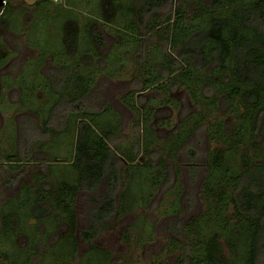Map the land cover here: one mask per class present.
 Wrapping results in <instances>:
<instances>
[{"label":"rangeland","instance_id":"obj_1","mask_svg":"<svg viewBox=\"0 0 264 264\" xmlns=\"http://www.w3.org/2000/svg\"><path fill=\"white\" fill-rule=\"evenodd\" d=\"M36 1L14 0L6 7L9 25L0 35V264H174L192 243L193 236L185 233L184 226L199 217L204 219L203 234L222 235L225 256L230 258L235 253L237 261L245 258V239L242 240L241 229L230 217L232 207L222 212L216 206L210 207V203L216 202L209 189L210 164L206 160L216 149L226 152L235 146L227 151L220 173L229 171V176L236 175L243 168V160L257 158V150L264 146V135L241 145L233 139H210L209 128L215 130L218 121L231 134L230 130L237 125L235 117L244 112V107L237 112L221 107L220 103L209 106L203 84L200 94L194 97L181 81L169 85L175 74L148 90L137 91L144 89L141 85L148 76L142 80V66L150 76L164 77L168 59L179 56L180 48L172 47L170 38L173 30L177 36L180 34L182 25L171 22L152 33L144 32L150 16L142 22L132 11L140 0H113L114 11L104 0H52L33 6ZM220 6L217 0H168L159 11L175 19V12L180 9L185 25L206 26L205 16L194 22L191 18L200 10L218 11L223 8ZM91 23L103 33V49L90 39ZM70 29L75 30L77 40L73 51L65 37ZM193 58L195 64L191 68L203 79L212 65L201 57ZM62 64L73 65L85 75L89 80L85 100L90 110L100 114L96 121L102 128L109 126L115 131L116 144L124 151L136 155L132 162L136 167L126 160L120 161V212L100 224L101 232L92 243L80 234L91 224L93 210L104 199V181L94 191L78 192L75 244L67 238L70 229L62 205L48 209L51 213L45 215L38 212L44 203L34 204L41 189L48 192L59 183L78 180L72 164L76 119L66 133L37 142L35 159L26 167L3 163V157L14 155L20 146L18 122L23 115L37 123L47 118L57 98L50 88L51 69ZM75 89L70 81L68 92ZM132 91L137 92L136 109L124 103ZM108 104L113 114L102 115ZM188 146L199 151L198 160L204 163L196 173L187 164ZM126 190L134 196L128 203ZM4 214H12L15 229H4ZM224 217L228 218V227L220 229L218 225ZM94 246L104 251L98 252Z\"/></svg>","mask_w":264,"mask_h":264},{"label":"trees","instance_id":"obj_2","mask_svg":"<svg viewBox=\"0 0 264 264\" xmlns=\"http://www.w3.org/2000/svg\"><path fill=\"white\" fill-rule=\"evenodd\" d=\"M5 1L6 6H2L4 8L0 11V35L3 29L8 27L10 20V13H7L5 8L11 6L14 0ZM43 2H52V0H37L33 6ZM104 2H108L110 8L115 10L116 5L113 0H104ZM167 3L168 0H140L135 6L136 9L132 11L142 22L150 16L144 31L146 33H152L154 29L166 23L181 24L182 29L178 36L173 30L170 45L180 48L178 55L182 59L179 56L168 59L164 77L158 74L150 76L142 66L140 69V75L144 76L142 80L146 79V75L149 77L147 76L145 82L142 81L144 83L141 88L144 89L137 91L148 90L175 74L174 80L169 85L179 84L181 81L194 97L200 94L203 84L202 90L209 99V106L220 103L221 107L237 112L239 107H244V112L235 117L234 124L237 125L230 130L231 134H227L224 123L218 121L214 124L215 130L209 128L210 139L217 137L227 141L233 139L237 145H241L256 139L259 134L264 135V0H217L218 6L222 5L223 8L218 11L200 10L191 18L194 22L206 17V26L185 25L180 9L175 12L177 14L175 19L171 15L160 14L159 10H163ZM88 31L92 43L97 48L103 49L106 44L102 31L93 23L90 24ZM65 37L69 50L73 51L77 41L75 30L70 29ZM194 56L201 57L207 65H212L203 79L197 70L191 68V65L195 64ZM181 63L185 66L184 69ZM75 68L73 65L62 64L51 69L50 88L57 98L51 105L47 118L42 123L23 120L19 127L21 142L18 150L14 155L2 156L5 160L4 165L12 163L11 165L17 168L26 167L35 159L37 142L66 133L69 131L71 121L77 120L75 155L72 164L77 169L78 180L75 183H59L58 187L48 192L41 189L42 192L34 200V204L36 201L44 203L39 207L38 212H43L45 215L51 213L48 209L63 206L70 229L67 238H72V244L76 242L75 234L78 229L76 213L78 192L81 189L87 192L94 191L104 181L106 188L103 193L104 199L93 210L91 224L80 234L86 242L92 243L101 232L100 224L120 212L118 194L123 179L120 161L126 160L131 167H136L132 165L136 155L128 150L124 151L121 145L116 144L115 131L109 126L102 128L96 121L100 114L90 110L85 100L89 91L87 86L89 80ZM70 81L77 90L68 92ZM135 92L126 95L127 101L123 99L125 105L132 109H136ZM107 106L108 110L102 111V115L107 112L113 114L112 106L110 104ZM185 141L183 144L186 143ZM234 148L235 146L226 152L216 149L210 154L206 160L207 165L210 164L207 179L216 202L210 203V207L220 208L217 210L219 212L232 207L230 217L241 229L242 240L245 239V258L237 261L235 253L231 254L230 258L225 256L222 235L217 232L208 236L203 234L201 230L204 219L199 217L184 226L185 233L189 232L193 236L192 243L185 247V252L180 254L174 264H264V146L261 150H257L256 159L247 157L243 160V168L238 174L229 176L227 171L222 175L220 170L227 151ZM19 149L23 151L20 153ZM187 151L188 167L196 173L204 163L201 164L198 160L199 151L195 147L188 146ZM217 174L218 176L215 177ZM169 178L168 175L167 179ZM133 197V194L126 190L125 203L130 202ZM16 214L14 217L18 218ZM14 217L12 214L2 215L5 230L17 227L12 224ZM210 217L212 218V215ZM227 219V217L221 218L218 228L226 229ZM193 242L194 246H192ZM94 247L98 252L104 251Z\"/></svg>","mask_w":264,"mask_h":264},{"label":"flooded vegetation","instance_id":"obj_3","mask_svg":"<svg viewBox=\"0 0 264 264\" xmlns=\"http://www.w3.org/2000/svg\"><path fill=\"white\" fill-rule=\"evenodd\" d=\"M3 6H4V5H3ZM5 6H6V3H5ZM5 6H4V7H5ZM22 118H23V119L20 121V123L18 122V129H19L20 124H21V122H22L23 120L27 119V120H29L30 122H33V121H34V119H33L32 117L28 116V115H23Z\"/></svg>","mask_w":264,"mask_h":264},{"label":"water","instance_id":"obj_4","mask_svg":"<svg viewBox=\"0 0 264 264\" xmlns=\"http://www.w3.org/2000/svg\"><path fill=\"white\" fill-rule=\"evenodd\" d=\"M6 3L5 0H0V7H2Z\"/></svg>","mask_w":264,"mask_h":264},{"label":"built area","instance_id":"obj_5","mask_svg":"<svg viewBox=\"0 0 264 264\" xmlns=\"http://www.w3.org/2000/svg\"><path fill=\"white\" fill-rule=\"evenodd\" d=\"M53 1H58V0H53Z\"/></svg>","mask_w":264,"mask_h":264}]
</instances>
